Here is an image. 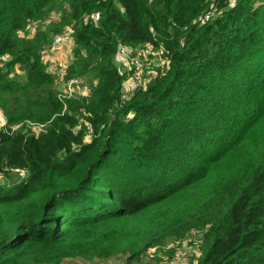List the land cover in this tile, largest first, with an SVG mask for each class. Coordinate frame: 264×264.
<instances>
[{"label": "trees", "instance_id": "16d2710c", "mask_svg": "<svg viewBox=\"0 0 264 264\" xmlns=\"http://www.w3.org/2000/svg\"><path fill=\"white\" fill-rule=\"evenodd\" d=\"M233 2L200 26L209 0H0V109L9 127L50 123L38 139L0 134V264H135L197 229L198 264H264V0ZM54 11L61 25L42 27ZM66 24L67 79L97 85L63 102L40 53ZM149 42L171 68L123 100L118 45Z\"/></svg>", "mask_w": 264, "mask_h": 264}, {"label": "built area", "instance_id": "2783aa9c", "mask_svg": "<svg viewBox=\"0 0 264 264\" xmlns=\"http://www.w3.org/2000/svg\"><path fill=\"white\" fill-rule=\"evenodd\" d=\"M152 1V0H150ZM210 9L202 13L195 21V24L200 26L213 21L220 14L221 10L216 5L217 0H209ZM233 0H230L229 6H233ZM60 19L58 13H52L50 17L42 23V27H48L51 23L57 22ZM84 22L99 26L100 14L90 13L83 17ZM39 23L30 22L24 30L20 32L22 38L33 37L39 27ZM74 43V30L66 26L60 33L56 34L50 46L46 47L40 53V60L45 64L46 72L54 77L55 89L57 97L60 101L78 100L89 98L93 88L97 85V81L88 80L86 78H71L67 79L68 68L70 63L63 61V50L66 46H71ZM73 56V55H72ZM73 58V57H72ZM11 61L10 55H0V69L6 63ZM116 68L123 78L121 95L123 100H129L138 90H146L156 80L165 77L169 72L172 64V53L163 44L145 43L138 46H131L120 43L117 48V53L114 58ZM17 72L20 71L17 69ZM87 115V114H85ZM83 123L89 130L85 137V142L92 140V127L82 119ZM23 128L24 134L38 139L40 136L48 133L50 123H36L26 121L23 124L9 127L7 120L0 109V134H11ZM81 129L80 126L74 129L77 133ZM18 173L21 179L28 176L25 170H13ZM4 177L0 174V181ZM207 229L195 230L181 241L170 242L163 246L153 247L149 249L143 256L140 262L144 260L156 261L155 264H191L195 261L198 264V258L202 255L201 248L205 243L204 236ZM182 243V247H180ZM195 248L191 250V246ZM140 262H136L138 264ZM197 262V263H196ZM95 264H130L126 257H115L109 260L97 261Z\"/></svg>", "mask_w": 264, "mask_h": 264}, {"label": "rangeland", "instance_id": "374dc122", "mask_svg": "<svg viewBox=\"0 0 264 264\" xmlns=\"http://www.w3.org/2000/svg\"><path fill=\"white\" fill-rule=\"evenodd\" d=\"M258 5V4H257ZM206 11V10H205ZM205 11H203L202 13H204ZM53 13H58L59 15H60V19L57 21V22H54V23H56L57 25H61V23H62V17H63V13H62V11H54ZM53 23H51L50 25H52ZM66 26H69V27H71V28H73V30H74V27H73V25H68V24H66L65 26H63L62 27V29L64 28V27H66ZM61 32V30H59V32H57V33H55L54 35H53V37L56 35V34H58V33H60ZM70 48L71 49H69V50H63L64 52H63V55H65V53L67 52V54L68 55H71V52H72V54H73V49H74V43L73 44H71V46H70ZM67 49V48H66ZM66 56V55H65ZM71 57H73V56H71ZM84 78V77H83ZM87 79V78H86ZM88 80H90V79H88ZM197 230H199L200 231V229H197ZM202 230V229H201ZM171 243H172V241H170ZM169 242V243H170ZM174 242V241H173ZM176 242V241H175ZM180 247H182V243H181V245H180ZM191 250L193 251V249L195 248V246L194 245H192L191 246ZM208 249H209V244H207V243H204V245L202 246V248H201V252L203 253V251L204 252H206V251H208ZM200 258H201V256L198 258V261L200 260ZM152 261H150V259L149 260H144V261H142V262H140V263H138V264H155L156 263V261H154L153 263H151ZM197 263V262H196ZM63 264H93V262H89V261H85V260H82V259H68V260H65L64 261V263ZM191 264H195V261H192L191 262Z\"/></svg>", "mask_w": 264, "mask_h": 264}, {"label": "crops", "instance_id": "0c3cea01", "mask_svg": "<svg viewBox=\"0 0 264 264\" xmlns=\"http://www.w3.org/2000/svg\"><path fill=\"white\" fill-rule=\"evenodd\" d=\"M69 49H71L70 46L65 47V50H69ZM65 55L61 54V56L63 57V61H65L66 63H70V65H71V63L73 62V58L71 57L73 55L72 52H71V55H68L67 52L65 53ZM19 73H21V72H19Z\"/></svg>", "mask_w": 264, "mask_h": 264}]
</instances>
